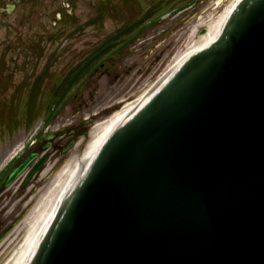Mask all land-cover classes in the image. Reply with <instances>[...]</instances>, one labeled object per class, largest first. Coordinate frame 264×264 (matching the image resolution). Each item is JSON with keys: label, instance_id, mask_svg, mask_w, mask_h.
Returning <instances> with one entry per match:
<instances>
[{"label": "water", "instance_id": "95a60500", "mask_svg": "<svg viewBox=\"0 0 264 264\" xmlns=\"http://www.w3.org/2000/svg\"><path fill=\"white\" fill-rule=\"evenodd\" d=\"M29 264H264V0L113 132Z\"/></svg>", "mask_w": 264, "mask_h": 264}, {"label": "rangeland", "instance_id": "374dc122", "mask_svg": "<svg viewBox=\"0 0 264 264\" xmlns=\"http://www.w3.org/2000/svg\"><path fill=\"white\" fill-rule=\"evenodd\" d=\"M100 1L103 0H26L9 15L8 27L0 25V66L3 61L4 78L12 73L13 91L15 88L19 94L18 90L24 88L23 96L42 80L37 97L39 107L43 104V109L35 114L28 116L24 112L11 133L0 124V171L14 150L29 138H37V143L43 145L46 136L58 134L46 151L49 159L43 170L27 183L28 171L25 172L0 193V234L11 225L15 227L0 245L1 255L13 247L16 237L17 241L23 236L24 232L18 236L23 218L64 162L74 152L85 149L92 129L126 102L147 92L162 77L174 56L192 44L190 37L194 30L198 28L199 35L204 29L201 23L215 21L219 10L215 6L218 0H132L133 5L124 7L118 15L107 14L104 23L94 24L91 17L100 12ZM114 2L120 9L123 0ZM194 3L196 6L189 8ZM151 5L158 7L153 18L166 16L147 24L141 35L99 72L86 76L66 96L59 110L47 117V101L59 80L123 22L148 11ZM65 14L75 19H65ZM7 95L12 96L10 90ZM72 139L76 145L66 149ZM4 256H0V263Z\"/></svg>", "mask_w": 264, "mask_h": 264}, {"label": "bare ground", "instance_id": "6f19581e", "mask_svg": "<svg viewBox=\"0 0 264 264\" xmlns=\"http://www.w3.org/2000/svg\"><path fill=\"white\" fill-rule=\"evenodd\" d=\"M240 1L242 0H231L226 7L217 13L218 17L215 21L206 24L201 23V26L206 28V33L204 35L199 33L198 35L199 29L196 28L190 37L192 44L174 56L162 77L147 92L126 102L110 118L92 129L90 140L85 149L82 152H74L64 162L51 183L25 215L21 222L23 227L18 231V236L24 232L23 236L17 241L18 237L13 240L14 245L8 252L6 250L2 252V255L5 256L0 264H29L32 261L37 246H40L46 237L51 223L55 222L63 203L88 172L109 137L136 110L144 106L151 99L156 89L164 86L193 55L207 49L218 40ZM2 255L0 254V256Z\"/></svg>", "mask_w": 264, "mask_h": 264}, {"label": "trees", "instance_id": "16d2710c", "mask_svg": "<svg viewBox=\"0 0 264 264\" xmlns=\"http://www.w3.org/2000/svg\"><path fill=\"white\" fill-rule=\"evenodd\" d=\"M132 0H123L120 4V9H118L114 0H103L100 1V12H98L94 17H91V21L94 24H101L105 22V18L108 16L113 17V14H119L123 11L124 7L128 8L132 6ZM108 10V13H107ZM148 11L138 15L131 16L123 24L118 27L112 34H110L106 39L100 41L86 56L83 60L73 68H71L67 74L59 80L56 84V88L52 91L49 100L47 101L46 114H49L52 110L60 106L63 99L70 93L76 86H79L86 76L91 73L96 72L98 68L102 67V64L106 61L113 60L120 50L125 48L129 42L141 35V31L146 28L147 24L155 21L153 18L154 14L158 11L156 5H151ZM75 19L72 15H64V18ZM62 20V19H61ZM42 82V80H41ZM41 82H39L38 87L29 90V94L23 96V90L17 92L13 91L12 73L7 79L4 78L3 61L0 66V124L9 130L11 133L13 126L19 124V119L22 118L24 112L30 116L32 113L38 109H43V104L39 107V91L41 90ZM10 90L12 96L7 95ZM1 95L4 98H1ZM45 109V108H44ZM30 119V117L28 118ZM12 166L2 175H0V186L4 183L9 171Z\"/></svg>", "mask_w": 264, "mask_h": 264}, {"label": "flooded vegetation", "instance_id": "af4514ba", "mask_svg": "<svg viewBox=\"0 0 264 264\" xmlns=\"http://www.w3.org/2000/svg\"><path fill=\"white\" fill-rule=\"evenodd\" d=\"M16 0H0V25H5L8 24V26L10 25V23L7 21L9 18V15L13 14L19 3H15ZM22 3V0L21 2ZM16 4V8L12 11H9V6L10 5H14ZM6 26V25H5ZM6 26V27H8Z\"/></svg>", "mask_w": 264, "mask_h": 264}]
</instances>
